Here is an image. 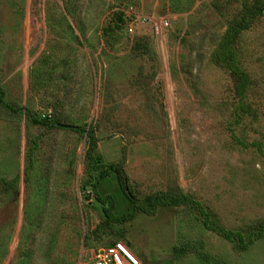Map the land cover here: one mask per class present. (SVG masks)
<instances>
[{
    "label": "rangeland",
    "instance_id": "1",
    "mask_svg": "<svg viewBox=\"0 0 264 264\" xmlns=\"http://www.w3.org/2000/svg\"><path fill=\"white\" fill-rule=\"evenodd\" d=\"M262 4L235 42L247 76L239 99L216 52L230 22L250 18V1L0 0L3 100L90 126L102 164L124 150L138 198L176 186L203 210L107 222L90 193L84 135L0 111V264H264V234L241 250L207 227L245 241L264 218ZM96 192L111 197L113 214L130 210L114 174Z\"/></svg>",
    "mask_w": 264,
    "mask_h": 264
},
{
    "label": "trees",
    "instance_id": "2",
    "mask_svg": "<svg viewBox=\"0 0 264 264\" xmlns=\"http://www.w3.org/2000/svg\"><path fill=\"white\" fill-rule=\"evenodd\" d=\"M245 3L251 2L252 6H249L247 11L251 16L250 18L242 17L240 20H233L228 25L225 35L220 43V47L216 52V57L220 60H228L230 67V74L234 85L235 93L239 99L244 98V92L247 88V76L236 65V57L239 54V49L235 47V42L238 39L240 33L248 29L250 23L259 19L260 7L263 5L264 0H240ZM254 13V15H253ZM253 15V16H252ZM239 57V56H238ZM0 111H8L11 114L22 113L25 116V122L28 125L37 126L44 130H50L59 124L52 119L38 118L25 108H13L3 100V93L0 90ZM74 131L81 133L85 138L84 159L87 163V168L91 172L95 173L94 180L90 185V193L94 200L102 206V214L107 222L115 224L127 223L136 216L137 213H142L146 216H153L159 207H183L193 206L198 211L203 213V210L198 202L193 200L189 195L183 194L176 186H168L163 192H154L143 198H138L131 191L127 177L123 171L125 152H120L119 160L115 163L102 164L98 162L94 156V150L96 148L97 138L95 137L94 130L89 126L86 129H82L76 126ZM109 173L114 174L116 183L130 205V210L119 215L113 214L114 203L109 195L99 196L96 192V186L101 179L106 177ZM204 225H206L204 223ZM208 229L214 234L222 237L226 240L237 239L238 247L241 250H245L251 242V239L259 237L264 234V218L257 220L253 227L248 231V236L245 241L238 232L229 231L222 226L213 224L207 226ZM173 253L178 252V247L173 246ZM205 261L209 259L205 257Z\"/></svg>",
    "mask_w": 264,
    "mask_h": 264
},
{
    "label": "built area",
    "instance_id": "3",
    "mask_svg": "<svg viewBox=\"0 0 264 264\" xmlns=\"http://www.w3.org/2000/svg\"><path fill=\"white\" fill-rule=\"evenodd\" d=\"M166 25V23L164 22V21H161V22H159L158 24H155V23H153V27H154V29L155 30H157L159 27H161V26H165ZM94 264H110V261L109 260H105V258L104 257H101L98 261H96Z\"/></svg>",
    "mask_w": 264,
    "mask_h": 264
},
{
    "label": "water",
    "instance_id": "4",
    "mask_svg": "<svg viewBox=\"0 0 264 264\" xmlns=\"http://www.w3.org/2000/svg\"><path fill=\"white\" fill-rule=\"evenodd\" d=\"M59 127L67 128V129H76V126L74 125H68V124H59Z\"/></svg>",
    "mask_w": 264,
    "mask_h": 264
}]
</instances>
